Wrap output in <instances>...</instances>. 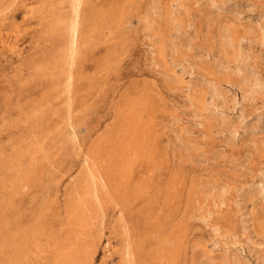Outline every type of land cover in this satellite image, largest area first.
I'll return each mask as SVG.
<instances>
[{
	"label": "rangeland",
	"instance_id": "1",
	"mask_svg": "<svg viewBox=\"0 0 264 264\" xmlns=\"http://www.w3.org/2000/svg\"><path fill=\"white\" fill-rule=\"evenodd\" d=\"M97 1L118 7L125 2ZM130 1L113 41L85 44L74 70L73 89L78 95L73 104L77 112L71 119L73 127L65 126L47 139L45 151L51 156L43 163L44 170L26 188L15 182L13 204L0 206V219L29 223L32 209H44L55 196L62 201L68 187H76L72 183L79 177L80 167L87 165L78 149L87 152L100 139L112 123L116 100L122 93L133 95L135 89L146 88L155 105L151 108L154 132L168 171L181 175L188 187L215 178L231 189L226 202L214 206L205 221L197 209L184 207L168 217L165 231L181 224L182 242L175 264H264V258L257 259L258 253L252 250L264 246L263 204L257 188L248 187L257 183V169L264 171V87L259 94L241 97L247 84L235 71L236 65L246 62L251 67L247 73L264 83V44H258L259 36H264V0H213L224 6L222 9L211 6V0ZM43 2L0 0V154L6 159L20 152L22 165L30 160L27 144L32 138L29 127L16 122L50 85L46 80L27 83L24 78L30 71L24 64L27 57L39 58L48 50L37 39L38 8ZM61 9L58 5L57 13ZM53 92L47 94V99L52 97L46 104L51 110L62 104V95ZM49 112L45 124L52 121L47 117ZM251 125L253 129H249ZM131 165L128 175H115L117 181H139L136 187H143L145 165L139 161ZM12 170L6 174L11 180ZM240 186L245 191L234 206L232 194ZM75 190L74 197L78 194ZM146 200L145 193L133 196L124 214H120L119 199L107 208L91 248V264H119L127 238L137 244L135 250L139 251L140 245L155 249L151 224L144 214ZM42 213L41 218L50 222L55 210ZM119 221L127 234L117 225ZM40 243L46 248L45 239ZM45 253L46 261L29 254L22 264H47L50 252Z\"/></svg>",
	"mask_w": 264,
	"mask_h": 264
},
{
	"label": "bare ground",
	"instance_id": "2",
	"mask_svg": "<svg viewBox=\"0 0 264 264\" xmlns=\"http://www.w3.org/2000/svg\"><path fill=\"white\" fill-rule=\"evenodd\" d=\"M129 2L131 1L125 0L119 7L101 5L97 0H58V2L44 0L40 4L38 8L40 30L37 39L43 42L48 50L41 52L39 58L33 55L27 57L24 64L27 69L30 68V71L25 73L24 78L28 79L27 83H40L46 80L50 85L46 92L32 101L25 117L16 122L30 129L32 139L27 144V149L30 151L28 163L22 165L20 152L6 159L0 154V206L9 207L13 204L11 199L17 191L16 183L26 188L28 183L38 180L37 173H42L43 163L51 156V153L45 151L44 143L47 139L61 132L65 126L73 127L71 119L77 114L73 109L78 95L73 89L76 84L74 70L77 59L85 51V44L98 41L106 45L116 38V31L124 21L125 8ZM211 3V6L216 8L224 7H221L222 3L221 6L214 4L213 0ZM58 5L63 8L60 13H57ZM259 39L258 44H264V36L262 38L259 36ZM235 71L240 81L247 84V89L241 97L247 98L263 90V81L259 77H254V74L253 76L252 73H247L251 72V67L246 62L236 65ZM51 91L62 95L60 108L55 106L51 110L46 107L52 98L47 99L49 97L47 94ZM149 97L146 88L135 89L133 95L128 92L118 97L114 117L107 130L91 148L87 149V152L78 149L77 153L84 156L87 165L80 167L79 177L72 183V186L76 187H68L62 201H59V196H55L54 201L48 203L44 209L37 211L32 209L29 223L9 221L7 218L0 219V264H22L29 254H33L34 257L40 255L39 260L46 261L48 256L45 252H50L47 264H91L94 252L91 248L96 242V232L99 231L106 216L107 208L111 204H116L115 200L119 199L121 201L119 211L120 214H124L128 200L141 193L147 194L144 214L147 223L151 224L155 249L151 250L149 247L145 249L144 245H140L139 251L135 250L137 244L133 239L127 238L120 251L119 264L176 263L182 242L181 224L176 223L165 231L164 226L168 217L182 207V209H197L200 218L205 221L214 206L226 202V196L231 189L229 184L220 183L215 178L206 181L197 180L198 182L188 187L181 175L168 171L166 157L159 149V140L155 136V123L151 112V108L153 109L155 105L152 106L153 99ZM47 110L50 111L47 117L52 121L45 124ZM61 110L64 111L63 115H59ZM253 128V125L249 127V129ZM51 150L49 151L56 153L55 150ZM137 161L145 165V177L142 180L144 186L136 187L139 181L119 183L115 175L119 174L121 177L128 175L127 173L131 171V163ZM22 168H25V174L21 171ZM8 169H13L12 180L6 175ZM31 173H35L34 176ZM161 178L163 182L160 181ZM249 186L257 188L255 189L263 204L264 212V171L257 169V183L252 182ZM184 187H187L186 192L183 191ZM75 188L78 194L74 197ZM242 190L245 191L242 186L237 191L235 188L232 194L234 206L238 205V197L243 194ZM181 203L184 206H180ZM46 208L48 213L55 210L50 222H45V218H41ZM117 225H120L127 234L125 225H121L120 221ZM242 227V230H246L244 225ZM213 229H217V226ZM41 239L46 240L47 246L45 245L44 249L40 243ZM261 242L264 243V235ZM255 245L258 246L259 242ZM247 248H250L248 244ZM252 250L258 253L257 259L264 258V246L253 247Z\"/></svg>",
	"mask_w": 264,
	"mask_h": 264
}]
</instances>
